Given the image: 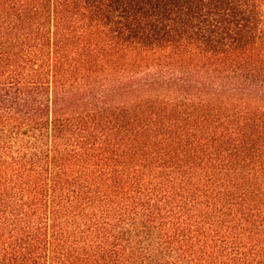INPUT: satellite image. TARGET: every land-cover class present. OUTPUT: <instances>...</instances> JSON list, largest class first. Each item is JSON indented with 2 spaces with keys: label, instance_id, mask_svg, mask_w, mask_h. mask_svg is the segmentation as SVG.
Listing matches in <instances>:
<instances>
[{
  "label": "trees",
  "instance_id": "obj_1",
  "mask_svg": "<svg viewBox=\"0 0 264 264\" xmlns=\"http://www.w3.org/2000/svg\"><path fill=\"white\" fill-rule=\"evenodd\" d=\"M0 264H264V0H0Z\"/></svg>",
  "mask_w": 264,
  "mask_h": 264
}]
</instances>
